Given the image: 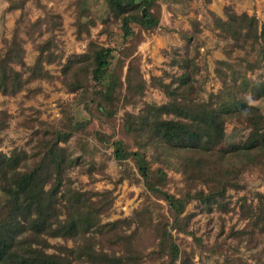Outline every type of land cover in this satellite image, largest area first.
Segmentation results:
<instances>
[{
    "label": "trees",
    "instance_id": "1",
    "mask_svg": "<svg viewBox=\"0 0 264 264\" xmlns=\"http://www.w3.org/2000/svg\"><path fill=\"white\" fill-rule=\"evenodd\" d=\"M30 1L11 0L9 10L23 11ZM94 1L75 0L79 40L87 23L95 25L88 18ZM97 1L101 8L94 16L102 29L97 37L86 29L89 38L82 53L66 57L56 33L63 19L46 6H41L44 15L28 25L20 17L12 37L3 39L1 95L28 91L33 97L41 92L33 83L59 81L73 100L61 106L59 127L37 119L23 123L29 129L39 126L29 151H0V264H144L146 259L150 264H196V250L182 246L184 240L175 234L192 237L201 252L224 256L220 264H248L238 255L243 245L252 251L264 244L263 203L246 195L234 201L229 192L247 190L243 176L264 167V111L252 103L264 104V19L237 13L230 5L225 18L210 12L212 31L226 40L227 59L215 62L222 89L208 99L201 98L198 77L203 69L198 62L201 22L193 19L190 29L176 31L184 46L165 55L177 71L151 78L150 86L167 97L158 105L144 100L149 83L139 48L161 27V1ZM47 33L50 37L39 42ZM22 34L38 52L32 65L26 62ZM53 65L60 68L59 75L48 70ZM204 71L209 74L207 67ZM258 71L255 79L249 76ZM10 119L8 111L0 110V133L9 128ZM95 121L99 129L92 127ZM232 122L240 127L230 134L227 125ZM241 127L248 131L243 138ZM92 138L103 150H113L121 167L116 185L143 184L145 200L132 217L104 222L114 208L113 191L74 186L71 172L78 166L90 178L106 173V165L97 163L102 151ZM72 140L79 155L70 149ZM168 171L181 176L183 187L177 193L168 189L174 182ZM253 196L264 201L259 192ZM192 201L208 213L238 215L245 225L226 230L220 218V234L215 243L206 244L192 229L197 214L185 213ZM146 234L151 251L141 249ZM252 257L255 264H264V247Z\"/></svg>",
    "mask_w": 264,
    "mask_h": 264
},
{
    "label": "rangeland",
    "instance_id": "2",
    "mask_svg": "<svg viewBox=\"0 0 264 264\" xmlns=\"http://www.w3.org/2000/svg\"><path fill=\"white\" fill-rule=\"evenodd\" d=\"M11 0H0V51L3 48V39L11 38L17 21L22 18L23 26L28 25L30 21H35L40 16L44 15V10L41 6H46L47 9L61 15L63 19V28L57 31V40L59 47L64 51L66 57L82 53L86 49L88 38L87 30L90 31L92 37H97L102 29L99 21L95 18V12L101 8V2H92L91 13H88V18L95 22V25L87 23V26L82 30L81 34L83 40H79L76 34V27L74 26L76 12L75 0H32L28 2L23 11L16 10L10 11L9 5ZM163 8V17L161 27L156 33L148 35L146 41L140 46L139 53L142 57V71L149 83V88L146 91L144 100L148 103H156L162 105L167 102V97L160 89L150 86L151 78L153 76L161 77L164 71L176 72L177 69H172L169 65L170 59L165 55V51L180 50L184 46V41L176 32L178 30L190 29V21L198 19L201 22L203 33L199 36L198 42L201 44L200 59L198 60L200 66L203 68L201 74L198 76L201 82L202 94L201 98L208 99L212 93H218L222 89V84L215 74V62L218 60H225L227 57L224 54L226 40L221 39L212 31L213 20L210 12H214L219 16L225 18L224 10L226 6H233L237 13H248L249 15H256L259 19H264V0H160ZM210 2V3H208ZM41 3V5H39ZM87 29V30H86ZM23 38L27 40L26 47V62L28 65L34 64L38 52L33 48L32 42L22 34ZM50 37V34H45L39 39L43 42ZM101 41L105 37L100 38ZM207 67L208 73H205ZM48 70L55 75H59L60 68L56 65L47 66ZM261 71L254 74H249L250 77L255 79ZM206 77V78H205ZM169 82V81H167ZM32 87H41V92L37 95H32L28 91L20 93L16 97H6L0 94V110H6L11 115L9 121V128L0 133L2 142L0 144V151L9 153L15 148L30 150L31 138L34 131L38 129V123H35V129L25 128L23 123L33 119L38 121H45L50 126L59 127V122L62 119L61 106L70 103L73 100V95L68 94L62 89V84L55 81L54 84L47 82H35ZM253 104H260L264 111V104L256 101ZM132 113H138V108L134 109L129 107L127 109ZM125 111H121L119 117H123ZM86 115L85 112L79 111L78 115L81 117ZM120 120V119H119ZM121 121V120H120ZM240 127L236 123H228V133H234V127ZM95 129H99V123L95 121ZM240 132L243 136L248 134L242 127ZM107 133L109 129L105 128ZM238 134V133H237ZM234 135L233 137L237 136ZM117 139V136L115 137ZM74 140V139H73ZM71 141L70 149L74 154L79 155L75 150L74 141ZM91 143L93 146H98L101 153L98 154L97 163L106 165L105 174H94V178H90L87 174L82 173L81 166L76 167L71 172V178L74 181V186L85 190H95L99 192L113 191L115 199L114 208L109 217L104 218V222L114 221L124 217H132L134 212L140 208L145 196L143 195L145 188L142 185L129 184L127 181L116 185V180L119 178L121 167L118 161L112 155L113 150H103L97 141L92 138ZM169 176L174 182L170 183L168 189L172 193H177V190L183 187L181 183V176L173 171H168ZM242 183L247 186V190L236 192L234 190L229 192L235 201L242 196H248L255 204H260L264 208V201L254 199V193H261L264 195V167L256 169L254 172H248L243 176ZM165 209L167 205L160 202ZM155 207V206H154ZM156 209V207H155ZM195 212L197 215L193 220V228L197 231V237H201L206 244H213L221 231L220 218L224 219L226 230L231 226H236L237 229H242L245 225L244 221H238V215L221 214L217 211L208 213L202 209L198 201H192L188 204L185 213ZM184 240L182 246H186L188 250H196L195 263L196 264H220L224 260V256L208 255L201 252L192 237L177 235ZM144 243L141 244V249H152V241L148 234L144 235ZM60 240L51 241L53 244ZM234 244V241H231ZM71 245V243L69 244ZM264 244L257 250L248 251L245 245L241 246L238 256L244 258L248 264H255L252 257L254 253L262 250ZM144 264H150L146 259Z\"/></svg>",
    "mask_w": 264,
    "mask_h": 264
}]
</instances>
